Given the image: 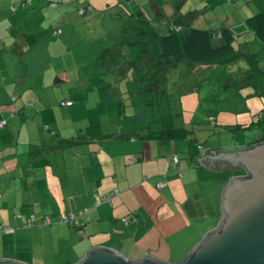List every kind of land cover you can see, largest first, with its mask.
<instances>
[{"label":"crops","instance_id":"1","mask_svg":"<svg viewBox=\"0 0 264 264\" xmlns=\"http://www.w3.org/2000/svg\"><path fill=\"white\" fill-rule=\"evenodd\" d=\"M233 1H223V10L219 15L222 25L229 26L238 42L245 43L243 45L247 46V52L257 53L258 58L264 60V45L251 35L248 24L250 18L264 11L251 15L245 12L243 15L239 8H234ZM53 2L58 6L52 9L59 8V3L64 2L63 9L57 12L63 17L62 22L66 26L63 29L61 26L54 28L44 24L52 11L57 17L56 12L50 9ZM161 2L166 5L167 14L168 10L171 11L173 18L171 4L174 2ZM203 2L209 4L210 0ZM23 4L22 0H0V122H7V126L0 129V225L15 227L30 222L34 216L38 223L48 216L53 224L33 228L20 226L16 233H0V258L36 264L33 256L37 254L44 258L43 261L39 259L42 263H46L47 259L59 264L56 254H62L57 253L54 246L53 252L48 253V245L52 238L66 234L74 248L69 247L61 264H77L90 250L103 246H112L126 255H132L133 261L139 260L146 253H143L138 243H133L139 231L131 232L130 228L133 224L139 225L141 217H150L161 199L154 200L156 204L149 214L145 212L141 198L134 204L131 201L142 190L158 194L156 189L163 192L167 187L178 184L175 175L182 174L181 163L179 168H175L172 158L178 154L181 159L178 141H184L185 137L175 134L160 138L158 135L167 130L166 125L169 123L165 121L163 125L153 127L147 125L145 117L139 118L137 115V121L130 125L126 122L122 124V115L121 118L113 119L109 123L110 126L114 124V130L106 133V126L100 120L103 111L94 112L101 105L99 98L94 101L92 97V93L104 85L99 83L103 73L92 70L96 73L93 79V72L86 69L95 68L99 56L118 45L122 28L120 32L118 30L116 41L108 38L98 42L103 50L91 64L83 68L73 65L69 70L64 58L73 51L70 42L79 32L75 24L69 23L72 12L67 9L71 4L67 0H33L28 1L25 7ZM147 6L148 0L138 5L137 12H144L153 19L154 14ZM90 7L93 9V6ZM210 9L204 11L196 7L190 10L188 19L182 20L184 25L197 24L199 28H207L209 22L211 27L221 28V23L212 25V21H208ZM132 10L133 14L137 13L135 8ZM89 18L91 16L86 20L88 23L94 22L95 18ZM239 23H246V28H238L236 25ZM58 29L62 30L61 34H56ZM91 30L89 28L88 32ZM251 43L256 46L254 51L250 47ZM148 94L149 97L143 100L145 104L136 106L148 107L147 102L153 95ZM63 102L68 105L63 106ZM120 102L118 98V111L122 107ZM118 115L120 113L116 117ZM215 120L214 114L210 116V122ZM171 125L176 129L181 128ZM153 133H157L155 136L158 138L151 136ZM210 151L206 149L199 158ZM201 165L207 174L228 170H212ZM189 168L190 165H187L186 169ZM161 183H167V187L158 188ZM219 184L221 191L218 197L223 212L219 218L223 220V196L227 183L220 181ZM113 193L116 195L111 203L102 202L103 198ZM217 198L213 194V205L218 203ZM210 201L211 195L208 203ZM202 202L206 205L205 200ZM84 209L90 211L80 218L77 229L60 223L66 214L79 213ZM16 215H21V218L15 219ZM128 217H131L132 224L123 222ZM110 223H114V226L108 227ZM23 229L30 231L24 233ZM29 238L31 242L27 244ZM35 240L44 242L46 250L36 249L39 251L34 255ZM20 242H24L25 248L27 245L33 255H20L25 250L20 247ZM24 254H27L26 250Z\"/></svg>","mask_w":264,"mask_h":264},{"label":"rangeland","instance_id":"2","mask_svg":"<svg viewBox=\"0 0 264 264\" xmlns=\"http://www.w3.org/2000/svg\"><path fill=\"white\" fill-rule=\"evenodd\" d=\"M67 1L71 4L67 10L70 13L72 12L69 23L75 24L74 27L79 31L70 42L73 51L64 58L69 70L72 69L73 65L74 67L83 68L88 63L91 64L94 58L101 54L100 50H103L102 45L98 42L106 41L108 38L116 41L119 35L117 34L118 30L120 32V29L125 26L129 15L134 13L132 8H135L137 12L138 5L146 3V0H91V4H89L90 0ZM164 1L178 2L183 9V14H187L196 7L204 11L211 8L208 21H212V25L214 23H221L222 25V18L219 15L223 10V1L225 0H210L209 4L203 2L204 0ZM83 2L86 4H83ZM159 2L161 0H148V6L154 14L152 20L157 30L161 29L160 23H163V21L156 22L158 14L155 10V4ZM62 3L64 2L59 3L57 9L52 8H56L58 5L50 8L56 12L57 17L55 18L56 15L52 11L51 17L48 18L47 22H44L46 27L58 28V26H61L62 29L66 27L62 22L63 17L58 14L64 7ZM130 3L133 5L131 6ZM231 3H233L236 10L239 8L243 15L245 12H250L251 15L260 10L264 11V0H234ZM89 6H93L90 12L82 10ZM215 11L216 13H214ZM82 12H85V14H82ZM80 14L85 16L81 17ZM171 14V11L168 10L170 18H172ZM89 16H91L89 20L95 18L94 22L88 23L86 21ZM207 26L216 29L211 27L209 22H207ZM236 26L240 29L242 27L246 28V23H239ZM89 28L92 29L90 32H88ZM164 28L165 26L162 29L164 30ZM159 31L162 33L161 30ZM165 32L166 28L163 33ZM250 47L252 50L256 49L254 43H251ZM87 48L89 49L87 50ZM113 52L114 61L107 60V63L97 67L94 66L93 69H86L90 72L95 69L99 74L103 73V81L99 80L101 81L99 83L104 85L101 86V89L94 91L92 97L94 101L97 97L99 98L101 105L94 112L103 111L100 120L104 127L106 126L104 131L106 133L113 132L114 124L110 126L109 122L121 118V115L120 121L122 124L124 122L127 125L135 123L137 115L139 118L145 117L147 125L151 124L153 127H157L158 124L163 125L166 121L170 125L173 124L190 131L186 133L184 141H178L181 155L180 169H182V174L175 175L178 184L167 187L163 192L156 189L158 194L151 190H142L139 192L140 195L131 201L134 204L141 198L145 212L149 214V211L156 204L154 200L156 198L161 199V203L157 204L156 210L154 209L151 212L150 217L147 215L139 217L140 224H133L135 226L132 225L130 231H139L136 235L137 240L133 243H138L146 256H154L167 263L177 264L186 260L204 237L210 231L216 229L221 222L222 219L219 218V215L222 216L223 212L218 197L220 194L218 184L222 180H228L232 174L229 171L205 173L203 170L205 168L198 162L199 156L202 154L199 147L203 146L212 151L217 149L232 151L256 142L262 134L263 128L253 121V118L258 120L255 117L257 112L253 115L251 111H247V103L250 102L253 107H258V97L247 96L248 93L254 92V87L250 89L243 88L242 91H239L232 83L233 76H231L230 70L224 66L216 69H202L191 64L182 63L176 67L167 68L164 60L154 62L153 58L152 61L148 59L140 52L139 46H127L126 48L120 46ZM262 56L263 54H261ZM259 67L264 71V60L262 58ZM95 75L96 73H91L93 79L96 78ZM182 75L186 76L182 77ZM234 75L237 74L234 73ZM178 84H183L182 88L178 87ZM193 85L195 87L187 92L186 87H193ZM152 90L153 95L154 92L160 91L159 95H154L153 104L149 103L148 107L136 106L144 103L143 100L149 97L148 93H151ZM180 92H184L183 103L181 102ZM161 93L165 95H161ZM118 98L122 105L119 111ZM260 109L259 107L258 110ZM117 113H120L118 117H116ZM213 113H215L216 120L210 122V116H213ZM91 116L94 117L95 115L92 113ZM187 165H190L189 169H186ZM194 165L196 166L194 167ZM164 194L166 197H163ZM213 194H216V198L218 197V203L214 205L212 202ZM210 195L211 201L208 203ZM203 200L206 201V205L203 204ZM124 221H129V224H132L131 217L124 219ZM113 224L110 223L108 227L114 226ZM25 230L23 229L24 233L30 231ZM126 230L128 231V228ZM13 241L15 242V239ZM30 242L29 238L27 244H30ZM53 246L57 253L62 254H56V258H59V264L65 260V254L69 247L74 248L72 241L66 234L57 235L52 238V241H49L48 248L50 251L48 253L53 252ZM20 247H23L27 253L24 254L25 250H23L20 255H26V257L35 255L36 251H39L36 249L44 248L46 250L45 243L36 240L33 245V254L27 245L25 248L24 242H20ZM33 258L36 264H53L52 260L47 259L46 263H42L39 259L43 261L44 258L42 256L38 257L37 254Z\"/></svg>","mask_w":264,"mask_h":264},{"label":"trees","instance_id":"3","mask_svg":"<svg viewBox=\"0 0 264 264\" xmlns=\"http://www.w3.org/2000/svg\"><path fill=\"white\" fill-rule=\"evenodd\" d=\"M28 1L32 2L33 0H22V2L24 3L23 7L27 6ZM50 5L56 6L57 3L53 2ZM171 7L172 9H174L173 18L168 17L167 11L165 9L166 5L164 3L159 2L155 4V8L158 12L156 22L160 23L161 21H163V23H160L161 29H159L162 33H160V31L156 29L153 20L146 16L144 12L140 11L136 14H130L125 26L122 28L121 40L118 45L104 51L97 59L95 66L97 67L101 64L107 63V60L114 61L113 50H115L116 48L118 49L120 46L124 48H126L127 46H139L140 52L147 56L148 59L152 61L153 58L154 62H157L158 60H164L167 68L176 67L182 63H187L189 65L191 64L202 69H216L223 66L227 67L226 69L230 70V74L231 76H233L232 83L239 91H242L243 88H255L254 92L248 93L247 96H257L258 107L255 108L250 104V102H248L247 111H251L253 115L255 112H257L255 117L258 118V120L253 118V121L263 128L262 134L257 138L256 142H252L247 146L241 147V149L236 150H250L255 146L264 144V71L259 67V62L261 59L259 60L258 54L247 52V46L243 45L245 43L238 42L236 40L235 34L232 32L229 26L222 25L219 29H211L209 27L199 28L198 26H196L197 24L194 26H185L182 20H187L188 18L187 14H180L182 12L181 5H179L178 2H174L173 4H171ZM168 8L169 7L167 6V9ZM90 9L91 7L89 6L83 8L82 10H86L88 12L90 11ZM82 14H85V12H82ZM248 24L252 33L251 35H253L256 40H259L264 45V12L250 18ZM164 26L166 28L165 33H163L165 31V28L164 30L162 29ZM61 33L62 30L58 29L56 34ZM236 68L237 70H235ZM234 73H236L237 75H234ZM183 76L186 75H182V77ZM182 86L183 84H178V87L182 88ZM194 87V85L193 87H186L187 92H189L190 89H193ZM151 93L153 94V90L151 91ZM159 93L160 91L154 92V95H159ZM154 95H152V98L147 102L148 104H153ZM161 95L165 94L161 93ZM180 97H182L181 102L183 103L184 92H180ZM62 105L66 106L68 104L63 102ZM259 107L261 108L260 110H258ZM213 114L215 116V113ZM4 123L5 124L0 129H3L7 126V122L4 121ZM166 128L167 130L161 132L160 135H158L160 138L163 135L170 137V135L175 134H182L183 137H186V133L190 132L185 128L176 129L170 124H167ZM155 134L157 133H153L151 134V136H155ZM158 136H155V138H158ZM199 149L201 153L206 150V148L203 146H200ZM175 155L179 157L178 154ZM172 159V164L174 165V167L179 168L181 163L180 157L178 163L174 162V157ZM195 166L196 165H194V167ZM227 171H229V173H232L230 175L231 179L237 176H248V178L252 177V174L250 172H245L241 168L236 169V171L234 172L233 168H230ZM230 178H228V180L222 181L224 183H227L228 185L231 181ZM164 184H166V188L167 183ZM86 210L88 209H84L79 213H68L60 219V223L77 229V226H79L80 224V218L88 214L90 211L89 209L87 213ZM70 216H75L76 219L68 222L67 219ZM20 218L21 215L15 216V219ZM30 222L32 223V225L29 226ZM30 222L15 227L0 225V233H16L17 229H19L20 226L22 228H33L34 226L38 225L51 226L53 224L51 218L48 216L44 218L41 223H38L35 216L31 217ZM7 229H11L13 230V232L9 233L7 232Z\"/></svg>","mask_w":264,"mask_h":264},{"label":"water","instance_id":"4","mask_svg":"<svg viewBox=\"0 0 264 264\" xmlns=\"http://www.w3.org/2000/svg\"><path fill=\"white\" fill-rule=\"evenodd\" d=\"M198 160L212 170L241 168L252 177L231 179L223 196V220L177 264H264V144L250 150L217 149ZM151 257L133 261L132 255L103 246L90 250L77 264H171ZM0 264L27 263L0 258Z\"/></svg>","mask_w":264,"mask_h":264},{"label":"built area","instance_id":"5","mask_svg":"<svg viewBox=\"0 0 264 264\" xmlns=\"http://www.w3.org/2000/svg\"><path fill=\"white\" fill-rule=\"evenodd\" d=\"M59 32H60V31H59ZM4 124H5L4 122H1V123H0V128L3 127ZM178 161H179V157H178L177 155H175V156H174V162H175V163H178ZM165 186H166V184H164V183L159 184V188H161V189H163ZM115 195H116V193H113V194H111L110 196L103 198V201H102V202H104V203L111 202L112 199L115 197ZM86 211H87V213H88L89 209L86 210ZM73 219H76V217H75V216H70V217L67 219V221H68V222H71ZM32 221H33V220H32ZM30 225H32L31 222L29 223V226H30ZM7 232L10 233V232H13V230H11V229H7Z\"/></svg>","mask_w":264,"mask_h":264},{"label":"flooded vegetation","instance_id":"6","mask_svg":"<svg viewBox=\"0 0 264 264\" xmlns=\"http://www.w3.org/2000/svg\"><path fill=\"white\" fill-rule=\"evenodd\" d=\"M217 164L219 165L220 164V162H217ZM222 164V163H221ZM221 164H220V166H221Z\"/></svg>","mask_w":264,"mask_h":264}]
</instances>
